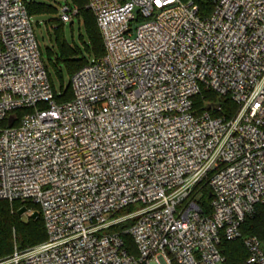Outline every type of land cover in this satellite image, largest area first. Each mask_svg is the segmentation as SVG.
Listing matches in <instances>:
<instances>
[{"label":"built area","instance_id":"1","mask_svg":"<svg viewBox=\"0 0 264 264\" xmlns=\"http://www.w3.org/2000/svg\"><path fill=\"white\" fill-rule=\"evenodd\" d=\"M213 3L202 18L192 1L88 0L105 53L57 103L26 1L0 0V200L31 202L19 214L47 231L0 264H224L222 239L264 204V0ZM203 89L233 117L198 113ZM243 241L264 264L261 241Z\"/></svg>","mask_w":264,"mask_h":264},{"label":"trees","instance_id":"2","mask_svg":"<svg viewBox=\"0 0 264 264\" xmlns=\"http://www.w3.org/2000/svg\"><path fill=\"white\" fill-rule=\"evenodd\" d=\"M28 15L32 18L35 15L55 14L58 13L56 6L33 0H25ZM182 2L192 1L198 8V15L202 18L209 16L214 9L213 0H181ZM67 4L78 9V13L75 17H78L79 21L83 24L87 37L89 52L93 55V59L101 58L105 53L104 42L97 24L96 17L91 9L87 7L88 0H66ZM75 19V18H74ZM74 20L71 22L73 23ZM51 24L56 34V44L59 48L60 54L56 55L53 59L52 52H50L49 59L52 65L57 70L60 68V64L63 63L69 75L72 77L80 68L88 64V60L85 57H80L79 49L75 45H71L64 38L61 29L63 22L61 19H52L47 21V24ZM90 54V55H91ZM48 76L55 93V101L57 103H64L73 98V90L70 85L67 88L61 90V93H57L52 76L49 72L47 65H45ZM61 73V70H59ZM194 108L198 113L209 111L214 117H222L230 119L237 111V105L229 97H219L216 92L212 90L203 89L201 93L194 97ZM40 107H46L47 104L41 103ZM220 107V109H217ZM31 111L28 109H21L13 111L16 119H19L26 112ZM17 120L14 125H17ZM202 196L199 201L201 208L206 213H210V192L207 185H204L201 190ZM26 205L29 208H37L31 202L14 201L10 203L7 200H0V259L10 256L15 246L19 248H26L39 244L47 239V231L42 215L37 219H31L29 217L24 218L19 214V209ZM133 207H127L118 212L119 215L124 214L126 209L129 211ZM128 211V212H129ZM127 213V212H126ZM132 224V221H126L115 227L114 230L122 232ZM242 237L235 241H229L222 239L220 248L224 255V264H248L247 259L249 253L244 244V238L249 236H256L262 243L264 248V204H258L256 206V212L254 215L245 219L241 226ZM125 242L127 251L133 256L138 255L136 244L133 238L129 234L121 233Z\"/></svg>","mask_w":264,"mask_h":264},{"label":"rangeland","instance_id":"3","mask_svg":"<svg viewBox=\"0 0 264 264\" xmlns=\"http://www.w3.org/2000/svg\"><path fill=\"white\" fill-rule=\"evenodd\" d=\"M30 1V0H28ZM38 2H46L56 6L58 9V13L55 14H45V15H35L31 18V22L35 31V35L37 41L39 43L42 59L45 65H47L49 72L52 76L54 86L57 93H61V90L67 88L71 82V76L69 75L66 66L61 63L60 68L57 67V70L52 65L49 55L51 51L53 54V59L56 58V55L60 54L59 48L56 44V34L54 31V26L58 24H54L53 28L51 24H47V21L59 19L61 6H64L67 2L66 0H33ZM74 22L64 23L61 29V32L67 42L71 45H75L79 49L80 57H85L88 62L93 60V55L89 52V48H87L88 37L86 30L83 24L79 21L78 17H74ZM138 22L135 23V25ZM91 54V55H90ZM61 70V73H59ZM202 193H199L196 199H201ZM129 209H126L124 213L128 212ZM27 218L26 216H23ZM16 247V246H15Z\"/></svg>","mask_w":264,"mask_h":264},{"label":"water","instance_id":"4","mask_svg":"<svg viewBox=\"0 0 264 264\" xmlns=\"http://www.w3.org/2000/svg\"><path fill=\"white\" fill-rule=\"evenodd\" d=\"M12 123H13V122H12V119L10 118V120H9V124L12 125Z\"/></svg>","mask_w":264,"mask_h":264}]
</instances>
